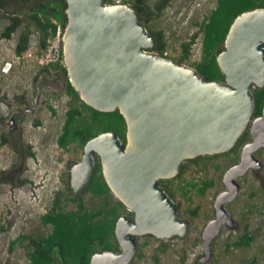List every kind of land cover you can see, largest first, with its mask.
Here are the masks:
<instances>
[{
    "label": "water",
    "instance_id": "obj_1",
    "mask_svg": "<svg viewBox=\"0 0 264 264\" xmlns=\"http://www.w3.org/2000/svg\"><path fill=\"white\" fill-rule=\"evenodd\" d=\"M65 2L62 59L68 81L88 107L118 110L126 125L125 143L113 131L101 133L84 144L69 170L70 187L81 192L97 157L111 194L132 213L115 222L120 251L95 252L89 264H130L138 238L146 235L184 236L188 224L159 181L175 178L185 160L229 152L248 130L250 140L223 174L225 189L202 232L204 264L221 227L232 226L226 205L238 193L237 179L261 167L254 153L264 149V105L253 116V89L264 87V8L243 12L231 23L216 56L220 82L153 52L155 38L132 5Z\"/></svg>",
    "mask_w": 264,
    "mask_h": 264
},
{
    "label": "rangeland",
    "instance_id": "obj_2",
    "mask_svg": "<svg viewBox=\"0 0 264 264\" xmlns=\"http://www.w3.org/2000/svg\"><path fill=\"white\" fill-rule=\"evenodd\" d=\"M125 1L130 4L134 0ZM142 1L146 7L145 17L150 19L149 25L161 29L167 39L165 56L178 61L182 55V44L190 40L198 23L216 0H172L161 11L155 8L159 0ZM6 23L0 14V32ZM18 33L17 30L8 40L0 37V226L3 227L0 231V264H25L22 249L15 247L9 250V240L23 233L34 236L42 233L39 217L51 207L55 192L68 196L63 183L64 174L69 173L82 154V150L75 148L64 152L56 147L55 139L60 132L68 100L62 95V88L52 83V92L42 98L44 102L41 105L38 104L40 93L48 88L40 83L41 79L36 83L33 81L37 68L34 64L29 61L18 64L14 60ZM30 47L37 50L36 33L30 37ZM199 56L200 36L190 48L189 59L180 64L191 67L189 64ZM6 62L12 64L7 75L1 72ZM18 105L23 109V116L14 127L9 121ZM49 105L55 110L54 116L48 109ZM36 122L39 126L35 125ZM2 135L6 139L4 142ZM25 144L31 146L34 159L24 160ZM15 149L22 150L21 155L18 156ZM254 155L261 162V167L249 170L237 179L238 193L233 202L226 205L233 219L232 226L221 227L211 243V257L204 264H250L253 259H256V264H264V196L257 189L259 185L264 188V149ZM239 157L240 152L236 160L220 158L208 161L202 169L187 164L181 179H176L174 185L190 181L200 184L202 180H213L214 184L203 197L195 192L191 193L189 201L180 198L179 194L174 196L175 203L180 204L177 206L179 218L188 224L186 234L169 239L138 238V244L146 243L143 249L145 258L132 260L130 264H200L203 257L202 232L214 216L216 196L225 189L223 174L239 161ZM23 178L28 183L19 186L18 182ZM70 189L73 190L72 187ZM97 201L98 198L85 194L87 206ZM244 225L253 232L254 241L248 248L234 250L229 245L241 235ZM157 247L164 252H157V261H154L152 255Z\"/></svg>",
    "mask_w": 264,
    "mask_h": 264
},
{
    "label": "trees",
    "instance_id": "obj_3",
    "mask_svg": "<svg viewBox=\"0 0 264 264\" xmlns=\"http://www.w3.org/2000/svg\"><path fill=\"white\" fill-rule=\"evenodd\" d=\"M103 1L105 4H115L114 0ZM171 1L159 0L155 8L161 11ZM121 2L126 3L125 0H121ZM129 3L137 9L141 21L155 38V46L152 51L165 56L167 39L161 29L149 25L150 19L145 17L144 2L134 0ZM261 8H264V0H216L214 6L198 23L197 30L190 40L182 44V55L177 62L183 63L189 59L190 48L196 38L200 36L199 59L189 65L207 81L222 82L224 76L217 65L216 56L224 48L225 37L231 23L241 13ZM65 9V0H0L1 17L7 20L0 32V37L8 40L18 30L14 54L21 56L29 49L31 35L36 33V53L40 54L45 49L47 40L55 26L60 24L65 28L67 24ZM62 60L61 57L60 63L37 67L33 76V81L36 83L43 77L44 72L53 77L60 75L64 84L61 92L68 102L60 132L55 139L56 147L64 152L70 151L71 148L81 151L88 140L107 131L115 132L125 143L126 125L119 111L106 113L88 107L68 81L67 71ZM253 96L255 101L253 116H258L264 105V87L254 88ZM48 109L54 116L55 110L51 105L48 106ZM35 125L39 126V122H36ZM2 138L3 142L6 141L3 135ZM249 140V132L246 130L229 152L185 160L181 164V173L173 179L160 180L159 186L172 198L179 194L180 198L189 201L193 192L203 197L207 190L213 186V180H202L200 184L195 181L173 184L176 179L181 177L187 164L202 169L208 161L220 158L236 160L242 146ZM21 151L15 149L18 156L21 155ZM22 154H24V160L35 157V153L28 144L24 145ZM68 181L69 173H65L63 183L68 191V196L62 192H55L51 207L39 217L40 225L43 228L42 233L36 236L23 233L9 240V250H13L15 247L22 249L25 264H89L90 257L95 252L120 251L114 236L115 222L121 215L132 217V213L111 194L102 176L98 158L96 157V164L90 180L81 192L78 193L73 188L71 190ZM27 183L28 180L23 178L20 179L18 185L23 186ZM257 189L263 197L264 188L259 185ZM85 194L98 198V201L92 206H87ZM177 206L179 207L180 204L177 203ZM2 230L3 227L0 226V231ZM143 238L145 240L155 239L150 235L143 236ZM253 241V232L248 229L247 225H244L241 235L235 237L229 246H232L234 250H243L250 247ZM144 246L146 243L137 245L132 262L145 258ZM157 252L162 253L164 249L161 247L155 249L152 255L154 261H157ZM250 264H256V259H253Z\"/></svg>",
    "mask_w": 264,
    "mask_h": 264
},
{
    "label": "built area",
    "instance_id": "obj_4",
    "mask_svg": "<svg viewBox=\"0 0 264 264\" xmlns=\"http://www.w3.org/2000/svg\"><path fill=\"white\" fill-rule=\"evenodd\" d=\"M115 3H120L121 0H114ZM64 30L62 25L57 24L47 40L45 49L37 54L36 50L30 47L21 56H16L14 54V60L16 63H22L24 61H29L36 67L57 64L61 62L62 51H63V35ZM11 62H6L1 67V72L3 74H8L11 70Z\"/></svg>",
    "mask_w": 264,
    "mask_h": 264
},
{
    "label": "flooded vegetation",
    "instance_id": "obj_5",
    "mask_svg": "<svg viewBox=\"0 0 264 264\" xmlns=\"http://www.w3.org/2000/svg\"><path fill=\"white\" fill-rule=\"evenodd\" d=\"M40 83H43L46 87L44 88H48V90H41L42 92L40 93V99L38 101V104L41 105L42 102V98H44L47 94L51 93V87H52V83L56 84V86L63 88L64 84L62 82V78L60 75H55L54 77L51 76V74H48L47 72H44L43 77L40 80ZM19 106V105H18ZM16 106V110L12 113V117L9 121L10 125H14V127H17L16 123H20L22 120V116L21 113L23 112V109L19 106ZM32 111H35L34 109H32ZM17 116V117H16ZM10 126V128H11ZM19 130V128H17Z\"/></svg>",
    "mask_w": 264,
    "mask_h": 264
},
{
    "label": "clouds",
    "instance_id": "obj_6",
    "mask_svg": "<svg viewBox=\"0 0 264 264\" xmlns=\"http://www.w3.org/2000/svg\"><path fill=\"white\" fill-rule=\"evenodd\" d=\"M63 52V51H62ZM63 61V60H62Z\"/></svg>",
    "mask_w": 264,
    "mask_h": 264
}]
</instances>
